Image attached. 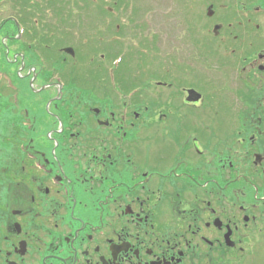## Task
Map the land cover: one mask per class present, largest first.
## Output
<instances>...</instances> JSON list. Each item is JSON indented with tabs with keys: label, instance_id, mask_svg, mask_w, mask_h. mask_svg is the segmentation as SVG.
<instances>
[{
	"label": "flooded vegetation",
	"instance_id": "af4514ba",
	"mask_svg": "<svg viewBox=\"0 0 264 264\" xmlns=\"http://www.w3.org/2000/svg\"><path fill=\"white\" fill-rule=\"evenodd\" d=\"M199 14L198 102L0 103V264H264V0Z\"/></svg>",
	"mask_w": 264,
	"mask_h": 264
},
{
	"label": "rangeland",
	"instance_id": "374dc122",
	"mask_svg": "<svg viewBox=\"0 0 264 264\" xmlns=\"http://www.w3.org/2000/svg\"><path fill=\"white\" fill-rule=\"evenodd\" d=\"M199 10L201 0H0V103H27L38 132L52 128L43 103H167L160 83H180L183 60V85L201 89V42L168 56L183 36L201 40ZM109 66L117 70L108 73Z\"/></svg>",
	"mask_w": 264,
	"mask_h": 264
},
{
	"label": "water",
	"instance_id": "95a60500",
	"mask_svg": "<svg viewBox=\"0 0 264 264\" xmlns=\"http://www.w3.org/2000/svg\"><path fill=\"white\" fill-rule=\"evenodd\" d=\"M64 51L71 56H75V52L72 48H66ZM188 94L189 96L187 97V101L189 102H198L201 99V94L194 89L188 90Z\"/></svg>",
	"mask_w": 264,
	"mask_h": 264
},
{
	"label": "trees",
	"instance_id": "16d2710c",
	"mask_svg": "<svg viewBox=\"0 0 264 264\" xmlns=\"http://www.w3.org/2000/svg\"><path fill=\"white\" fill-rule=\"evenodd\" d=\"M44 37H45V36H44ZM37 50H38V48H37ZM40 54H41V53L39 52L38 55H40ZM33 55H34V54H33ZM38 55H34V56L37 57ZM33 64H34V63L31 62V66H32ZM42 65H43V63H42ZM79 99H80V100H83V97L80 95V96H79Z\"/></svg>",
	"mask_w": 264,
	"mask_h": 264
}]
</instances>
